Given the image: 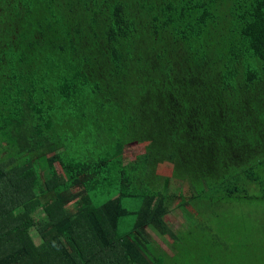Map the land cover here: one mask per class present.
<instances>
[{
  "label": "trees",
  "instance_id": "16d2710c",
  "mask_svg": "<svg viewBox=\"0 0 264 264\" xmlns=\"http://www.w3.org/2000/svg\"><path fill=\"white\" fill-rule=\"evenodd\" d=\"M202 239L264 255V0H0V264H182Z\"/></svg>",
  "mask_w": 264,
  "mask_h": 264
},
{
  "label": "rangeland",
  "instance_id": "374dc122",
  "mask_svg": "<svg viewBox=\"0 0 264 264\" xmlns=\"http://www.w3.org/2000/svg\"><path fill=\"white\" fill-rule=\"evenodd\" d=\"M143 151L142 148L138 147L135 149V147L126 148V156L128 159L132 158L133 155L140 153ZM177 200L175 199L174 203ZM175 205V204H174ZM73 210L72 206H69ZM135 207V205L133 206ZM243 208V207H242ZM245 209L241 210L242 212L245 211V214L248 213L249 207L245 206ZM71 210V211H72ZM231 210H237V209H231ZM227 215V214H226ZM165 221L168 224V227L170 231L173 234L179 235L182 232L189 230L190 223L188 222V219L185 218V215L181 210H178L174 208V206L169 207L168 214L165 216ZM237 222V221H235ZM247 219L241 223H239L237 228L231 227L233 229L234 233L238 232L239 236H247L246 226H248ZM249 232L253 235L255 238L256 243L259 242L260 234L263 231L262 227H258L256 229L248 228ZM147 233L151 236L152 241L154 243L155 248L160 249L164 251L165 253L171 255H174L176 253L175 249L171 248V243L169 240L165 237L162 238L154 229L147 228ZM231 233V234H234ZM202 246L204 247L203 252L199 253L197 250L194 251L191 255L192 259L182 257V264H245L247 261V264H261L264 263V255H246L245 257L238 256V255H225V254H219V259L217 257V251L216 246L217 244L213 242V240L208 239H202ZM35 243H38V239L35 238ZM223 251V250H222ZM229 254V253H228Z\"/></svg>",
  "mask_w": 264,
  "mask_h": 264
}]
</instances>
